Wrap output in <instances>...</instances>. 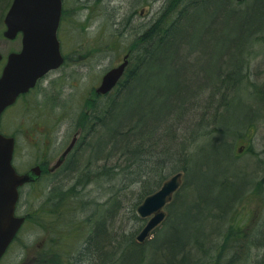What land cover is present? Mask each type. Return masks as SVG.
<instances>
[{
  "label": "rangeland",
  "instance_id": "rangeland-1",
  "mask_svg": "<svg viewBox=\"0 0 264 264\" xmlns=\"http://www.w3.org/2000/svg\"><path fill=\"white\" fill-rule=\"evenodd\" d=\"M73 1L76 0H68L69 9L64 19V25H61L59 29V38L66 63L45 80L40 81L36 89L21 98L20 103L8 110L2 118V132L16 139L14 164L19 172L25 171L40 159H45L46 156L54 161L57 159L62 150L61 147L66 146L70 141L72 131L76 128L81 129L80 123L82 125L83 118L84 120L89 118V114L95 113V109L99 107L95 89L102 75L111 67L117 66L123 56L134 49L135 43L132 42L134 36L148 28L161 6L160 0H157L159 3H153L150 9L148 6H146L147 8L139 6L136 13L134 12L136 15L128 23L130 27L127 34L119 39L109 36L114 32L116 26L108 22L109 18L105 14V10L101 13L93 12L88 17L89 19H84L86 11L80 10L81 3ZM253 1L244 0L236 7L244 8L240 12V20L247 24L246 27L244 26L246 30L253 32L251 36L254 39L249 46L243 48L242 53L244 52V54L233 48L220 51L218 47L214 48L211 43L208 45L211 47L209 52L215 54L209 53L210 57L205 55L208 54L207 52L200 54L198 50L190 49L188 44H182L177 52L178 60L181 61L175 66L184 65L185 73L183 75H186L184 79L191 86L202 84L205 76H209L212 81V72L206 73L203 69L206 64L210 63L212 69L220 68V65L223 68L232 67L240 59L245 64L235 93L227 100L224 111H221L223 112L221 122L210 123L205 120V123H208V129L205 130L204 137L198 138L190 148L188 157H191V169L188 186L190 184L191 186L183 190L174 210L175 212L184 211L182 201L190 200L194 193L200 191L203 193L209 190L208 187L218 181L217 177L220 178L219 180H225V187L215 189L214 192H210V196H220L225 201L231 194H237L227 220H223L219 226L211 224L214 222H210V220L199 226L200 230L207 233L208 236L216 229L219 230V227L220 233L226 230L231 234V239L224 246V252H221L219 256L215 251L216 243L223 241H219L220 237H216L213 241L209 240L212 251L206 257L208 263L224 264L226 262L229 264L228 260L233 261L234 259L233 264H264V0H258L257 5L255 4L256 7L252 5ZM102 4L105 9L106 7L112 9L111 15L115 12L117 19L115 18L114 22L116 23L129 14L130 6L127 0H104ZM1 17L2 15H0V53L5 58L8 53L20 49V38L15 40L3 38L4 25ZM229 19H234V16ZM224 34L228 33L225 31ZM216 61L219 62V65H216ZM206 67L209 68L208 65ZM162 75V69H159L158 75L146 79L149 85H141L138 90L149 92L151 89H160L163 84H166V80H170L163 78ZM255 88L256 90H254ZM139 91H137V95ZM197 96L188 98L185 105V108L187 107L186 117L193 121L199 113H202L203 109L196 107L198 103L194 106L189 103L195 102V99H201L204 101L201 106H205L207 102V96L204 93L201 92ZM132 101H134L132 98L123 100L115 109L113 118H116L120 113L123 105ZM125 110L130 112L128 106ZM45 124L46 132L49 134H46V150H43L44 136L41 132L35 134L33 129L39 127L42 130ZM206 131H208V135H206ZM85 133L86 125L78 139L76 148L80 145ZM86 137L88 138V136ZM196 152L198 153L195 154ZM75 156L79 155L71 154L67 162L74 160ZM97 157L102 158L98 154ZM197 157L198 160L195 159ZM88 160L89 156L85 157V161ZM112 161H108V163L111 164ZM67 162L52 174H48L47 167L49 165H46L37 182L21 189L16 213L18 216L29 215V217L26 218L13 243L0 260V264H71V257L75 251L72 252L73 248L69 247L70 241L67 243L65 241L66 244L62 243L65 248L57 252L59 255L56 257L58 258L48 250L49 247L46 249V238L53 235L52 228H46L48 207H52L57 199L63 197L65 204H69L73 208L69 212V216L66 213L63 218L67 220L66 218L69 217L72 225L78 227L69 233L73 236H80L83 241L89 233L90 221L88 219L89 215L93 213L94 207L104 206L107 199L114 196L112 194L115 190L108 189L106 183L102 186L101 179L92 181L85 178V184L82 185L85 180L78 183L77 179L83 175L87 167L81 164L79 170L67 171L68 165L71 164H67ZM103 163H105L104 159L94 161L88 168L95 172L97 166L99 168ZM183 181L185 182L184 174ZM205 181L206 183L211 182L207 188L202 187ZM230 181L234 183L232 188L228 184L231 183ZM77 183L79 185H75ZM73 189H75L74 194L78 200L70 194L63 196L64 193ZM133 191L136 193V188ZM120 196L121 194H118L117 198L119 199ZM128 199L130 198L128 197ZM113 201L114 198L110 203ZM81 203H86L83 212L78 209ZM124 204L128 206L130 202L126 201ZM195 209L194 205L189 207L190 211ZM164 210L167 215V208ZM189 210L187 214H189ZM126 211L122 209L119 212L125 217ZM120 213L118 214L120 215ZM187 214L182 218L186 219ZM30 215L35 219L30 218ZM125 219L126 217H120L116 220V224L125 222ZM175 219L179 225L178 234L187 237L196 232L195 227L198 226L189 224V229L186 232L182 227L180 216L177 215ZM58 228H55V232L59 231L62 238L66 239V232L63 230L62 233L59 226ZM131 229L135 230L136 226L129 228L128 225H125L124 227L125 231H131ZM165 235L167 232L164 233ZM85 257L83 261L87 264L89 257L87 255Z\"/></svg>",
  "mask_w": 264,
  "mask_h": 264
},
{
  "label": "trees",
  "instance_id": "trees-1",
  "mask_svg": "<svg viewBox=\"0 0 264 264\" xmlns=\"http://www.w3.org/2000/svg\"><path fill=\"white\" fill-rule=\"evenodd\" d=\"M103 1L76 0L73 2L81 3L80 10L87 13L84 19H89L88 17L93 12L101 13L105 10L109 18L108 22L116 26L109 36L119 39L127 34L130 27L128 23L136 15L134 12L140 8L139 6H148L150 9L152 4L157 2V0H127L130 6L129 14L116 23L114 22V19H117L115 12L111 15L112 9L107 7L105 9ZM160 1L161 6L148 28L140 31L132 40L135 47L130 52L129 65L124 77L111 94L98 96L99 107L86 119L85 136L74 151L79 156L67 162L71 164L66 170L76 171L79 170L81 164L88 168L92 162L104 159L105 163L99 168L97 166L95 172L85 168V172L77 179V182L80 183L85 178L92 181L101 179L102 186L106 183L108 189L115 190L112 194L114 196H110L103 204L104 206L94 207L88 219L90 221L89 233L83 241L80 236H73L69 233L78 227L72 225L69 217L66 218L68 221L64 219L65 214L68 213L69 216L73 208L65 204L63 197L57 199L52 207H48L46 228H52L53 235L46 238V249L49 247L48 250L56 257L59 255L57 252L65 248L62 243L70 241L68 245L73 248L72 252L75 251L71 257V264H78V258L79 264H85L83 260L86 255L89 257L87 264H216L208 263L206 260L208 253L212 251L209 242L216 237H220L219 241H223L216 243L215 251L219 256L231 239L228 231L220 233V227L210 236L199 228L209 220L214 222L211 224L219 226L223 220L228 219L237 194H231L225 201L220 196H210V192L225 187L224 179L219 180L220 178L217 177L218 181L213 182L209 187L211 182L206 183L205 181L203 183L205 186L202 187H208L209 190L194 193L190 200L182 201L184 211L175 212L174 210L183 190L191 186V184L188 186L191 169V157H188L190 148L198 138L204 137L205 130L208 129V123L206 124L205 120L210 123L221 122L223 113L221 111H224L227 100L235 93L245 64L242 59L234 66L225 68L220 65V68L212 69L210 63L206 64L203 69L206 73L212 72L210 74L213 79L210 81L209 76H205L203 83L195 86L185 81L184 65L177 67L175 65L181 61L178 60L177 52L182 44H188L190 49L198 50L200 54L207 52L208 54L205 55L210 57L209 53H213L209 52L210 43L214 48L218 47L220 51L231 48L239 51L249 46L254 39L251 36L253 32L246 30L247 24L240 20V12L244 8L236 7L243 2L236 3L235 0ZM10 2L11 0H1V19ZM257 3L258 0H254L252 5L255 6ZM68 9V0H63L61 25H64ZM140 11L142 12V9ZM231 16H234V19H229ZM118 25L121 27L117 28ZM225 31L228 34L225 35ZM229 34L233 35L228 36ZM207 65L209 68L206 67ZM159 69H162L163 78L170 80H166V84H163L160 89H151L149 92L139 91L141 85H149L146 79L158 75ZM137 91H139L138 95ZM201 92L207 96L206 105L201 106L204 104L201 99H195V102L189 101V104L193 106L198 103L196 107L203 109L195 121L189 120L186 117L187 107L185 108L187 99L196 98ZM128 98L134 101L123 105L120 113L113 118L115 109ZM127 106L128 109L130 108L129 113L125 110ZM86 138L88 141L85 140ZM97 154L102 158H98ZM88 156L90 161H85V157ZM114 159L115 161H112ZM195 159L198 160V157ZM107 160L112 161L113 164H109ZM177 172L184 174L185 182L183 181L180 190L167 206L168 213L164 222L153 232L150 239L141 245L138 244L135 236L144 225V221L136 215V206ZM78 183L75 185H79ZM228 184L231 188L234 186L233 181ZM135 188L136 193L133 191ZM74 190L64 193L63 196L70 194L77 199ZM118 194H121L119 199ZM112 198L114 201L110 203ZM126 201L130 202L128 206L124 204ZM85 205L86 203H81L78 209L83 212ZM192 205L196 209L190 211L189 207ZM226 208L228 209L225 211ZM122 209L127 210L124 215L136 225L135 230L125 231V222L116 224V220L123 217L120 213ZM188 210L189 214H187ZM186 214L188 217L183 219L182 216ZM177 215L180 216L182 227L186 232L189 224L198 226L195 227L196 232L187 237L178 234L179 225L175 219ZM30 218L35 219L32 215ZM58 226L61 232L63 230L66 232V239L62 238L59 231L55 232ZM165 232L167 235L164 236ZM46 253H48L47 250ZM234 261V259L233 261L228 260L229 264H233Z\"/></svg>",
  "mask_w": 264,
  "mask_h": 264
},
{
  "label": "water",
  "instance_id": "water-1",
  "mask_svg": "<svg viewBox=\"0 0 264 264\" xmlns=\"http://www.w3.org/2000/svg\"><path fill=\"white\" fill-rule=\"evenodd\" d=\"M61 7V0H12L3 19L6 26L3 36L13 40L21 33V49L7 56L0 74V116L20 94L34 87L40 77L62 64L56 35ZM126 65L127 55L120 65L104 74L96 92L105 94L110 91L122 76ZM72 145L64 151L55 167L60 165ZM13 150L14 139L0 133V259L24 222V218L15 216L18 188L39 176L38 167L25 174H17L11 163ZM181 184L182 173L178 172L136 208L140 218H148L136 236L137 243L142 244L162 223L165 218L163 208L171 202Z\"/></svg>",
  "mask_w": 264,
  "mask_h": 264
},
{
  "label": "flooded vegetation",
  "instance_id": "flooded-vegetation-1",
  "mask_svg": "<svg viewBox=\"0 0 264 264\" xmlns=\"http://www.w3.org/2000/svg\"><path fill=\"white\" fill-rule=\"evenodd\" d=\"M51 74V73H50ZM50 74H48V75H46L42 80H40V81H43V80H45ZM39 81V82H40ZM39 82L37 83V85H36V87H35V89L38 87V84H39ZM33 91V90H32ZM32 91H30L29 93H31ZM25 96H27V95H25ZM24 96H22V97H20L18 100H17V102L15 103V105L13 106V107H15L16 105H18L19 103H20V99L21 98H23ZM78 131H80V130H78L77 128L76 129H74L73 131H72V133H71V137H70V141L67 143V145L66 146H62L61 147V151H60V153H59V156L57 157V159L54 161V159H51L50 157H47L46 156V158L45 159H40L39 161H37L35 164H33V165H31V166H29L25 171H23V172H28V171H30L32 168H34V167H39V169H40V175H42L43 174V171H44V168L46 167V165H49L48 167H47V172H48V174H52V173H55L57 170H59L63 165H64V162H65V160L68 158V156L70 155H67L66 157H65V159L62 161V163H61V165L59 166V167H57V168H54V166H55V162L58 160V158L60 157V155L62 154V152L64 151V149L69 145V143L71 142V139L76 135V133L78 132ZM33 132H35V134L37 133V132H41L42 133V135L44 136V144H43V146H44V148H43V150L45 149L46 150V134H49V132H46V124L44 125V128H42V130L39 128V127H36V128H34L33 129ZM76 141H77V139L75 140V142H74V146H75V144H76ZM73 146V150H74V147ZM15 151H16V145H15V149H14V159H15ZM71 153V152H70ZM43 154H44V152H43ZM14 159H13V163L15 162L14 161ZM14 166H15V164H14ZM15 168L17 169V166H15ZM18 170V169H17ZM19 172V171H18ZM23 172H20V173H23Z\"/></svg>",
  "mask_w": 264,
  "mask_h": 264
},
{
  "label": "bare ground",
  "instance_id": "bare-ground-1",
  "mask_svg": "<svg viewBox=\"0 0 264 264\" xmlns=\"http://www.w3.org/2000/svg\"><path fill=\"white\" fill-rule=\"evenodd\" d=\"M244 49L242 48L241 50H239L238 52H240V53H242V51H243ZM242 54H244V52L242 53ZM244 62V61H243ZM216 63V65H219V62H215ZM113 163H111V165H112ZM122 217V216H121ZM122 218H125V217H122ZM118 219H120V218H118ZM125 225H128L129 226V228H132V227H135L136 225L133 223V221L131 220V219H129V218H126L125 220Z\"/></svg>",
  "mask_w": 264,
  "mask_h": 264
}]
</instances>
